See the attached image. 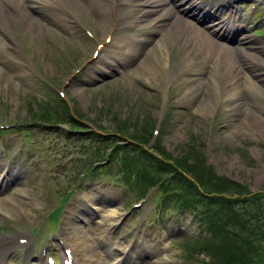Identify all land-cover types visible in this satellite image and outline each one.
Returning <instances> with one entry per match:
<instances>
[{
	"label": "rangeland",
	"instance_id": "obj_1",
	"mask_svg": "<svg viewBox=\"0 0 264 264\" xmlns=\"http://www.w3.org/2000/svg\"><path fill=\"white\" fill-rule=\"evenodd\" d=\"M68 8L74 10L72 2ZM247 10L249 9L247 8ZM75 15L78 18L77 23L71 18L68 20L69 23L67 25L58 23L50 25L48 23L45 26L48 28L47 31H42V27L40 30L31 28L30 25L25 26L21 30L16 28L12 30L14 34L13 42L19 44L18 50L21 47L23 50V52L18 51L17 54L26 57L43 75L44 79L53 81V84L57 86H62V90L66 93L65 100L69 104L68 114L70 113V116L73 115L77 120L79 119L78 121L82 124L74 123L67 116L61 114L62 120L68 122L66 119H69L73 123L68 122L62 125L44 122V125H39V122L34 121L36 118L34 111L37 110L36 114L38 115L39 110L42 108L41 102L43 99L49 103H56L57 95L55 92L57 90L50 88V85L42 82V79L32 72L26 73L24 71L12 74V71H10L7 79L8 83L0 82V111H3L0 113V120L18 123L19 129L24 130L29 135V139L34 141L35 145L28 146L23 143L25 152L20 156H15L12 142L2 138V142L7 145L8 149L0 154V160H4L5 156L12 162V165L20 164L23 168H27L29 174L26 172V175L28 174L26 179L32 181L29 183V187L32 188V184L36 186L32 193L42 202V195H48V191L56 199L57 194L52 189V186H61V189L63 187L67 189L71 182H74L72 179L80 175L82 171L72 166L70 160L75 163L78 162L79 165L88 160L90 154L87 152L89 150L87 146L93 143L100 145L98 141H94L96 139L94 133L98 135L104 134L109 138V140L104 139L107 141L105 150L99 149L101 153L105 154L107 153L106 151H111L112 146H116L112 142L115 137L111 134L117 128L125 130L126 135L129 132H143L145 135L143 138L148 140V142L135 139L134 141L138 144L127 141L124 144L127 146V156H131L137 164L141 165L138 170L146 179L145 182L162 184L163 189H165V182L169 179L177 178L173 180L172 184H180L185 178L186 184L194 183L187 174L183 172L174 174L171 173L173 169L171 171L170 168L165 169L163 167V161L161 160H166L169 155L163 156L154 150L155 146L161 145L168 152H172L173 154H169L173 157H178V154L179 156L182 154L188 160V154L191 152L188 162L197 169L204 166V159L207 160L210 163V167L202 168L203 173L201 172V175L207 184V189L219 194L204 193L196 197L197 200L206 198L203 202L209 210L207 221L213 218L212 228L214 232L219 231V234H215L210 239V242L215 247V252L210 254L207 249L206 252L198 249L197 252H194L195 255L192 258H187V254L182 253L180 247L184 245L182 242L196 235L194 234L197 231L195 228L196 221L193 220L194 229L190 228L187 230L189 234L177 232L171 235V243L176 249L169 253V260L161 259L167 261L166 264H194L197 260L199 264H212L213 260L217 264H236L235 261L239 260V258L234 259V257L238 254L237 252L240 248L244 246L251 252L250 255L254 261L256 260V263L260 261L258 259L259 255L264 257V199L260 197L264 195V130L254 129V125H257L256 123L259 121L255 118L257 111L252 110L254 117L241 115L245 120L248 119L251 126H247V130L236 133L235 139H228V141L225 138L227 133L224 136L222 134L223 121L220 122V120L223 112L216 104L212 105L204 115H193L196 111L185 103L193 100L195 93L192 94L186 91L188 87H193V84H189V80H196L198 76L194 73H183L181 69L182 62H186L190 58L191 63L196 62L203 69L206 68V72L209 71L210 68L208 66H211L213 62L208 65L202 63L206 57V50L202 49V51L200 47L196 48L195 53L183 56L178 55L177 50L173 51L168 66L169 71L166 73L162 69L160 73H157L151 79V82L143 77L136 79L137 76H134L132 72V64H128L130 66L128 70L131 72V75L128 71L126 72L128 77H118L119 73L116 74V72L99 74L98 70L106 66L105 58L107 56L110 58V49L103 54L101 53L102 56L97 61H88L79 73L72 76L77 66L79 67L87 59L91 58L97 42L105 41L109 33L128 34L118 31V29L127 25L119 18L120 15H118V21H116L114 15L102 18L95 4L90 1L87 5L82 4L81 10H75ZM18 17L21 19L20 16ZM150 23L146 26L148 27ZM243 23L245 24L246 21ZM193 29L195 28L193 27ZM86 30L92 31L94 37H90ZM255 30L256 28L252 29L251 32ZM263 30L264 28L261 29L262 32L257 39H252L255 45L261 47H264V42H262L264 37L261 36L264 34ZM216 50L217 48L208 52H216ZM228 51L230 53L229 56L233 59L251 61L248 59L249 54L247 51L235 52L229 49ZM8 53L13 57L17 55L13 49ZM262 55L264 57V52ZM249 64H252V62ZM228 66L229 63L223 60L218 68L225 70ZM255 68L258 67L255 66ZM16 76L19 77L18 83L13 81ZM167 77L171 81L167 80ZM5 87L10 91L4 90L3 88ZM57 93L59 94L58 91ZM3 95L6 96L2 97ZM49 98H53V100L49 101ZM46 106H48L49 111L51 104H46ZM163 107H166L164 111ZM5 110L7 111L6 113ZM216 113H219V115L214 121ZM261 113L263 114V112ZM6 114L7 117L5 118ZM164 114L167 117L165 122ZM154 120L161 125L159 134L154 136L153 141L157 139L156 143H152L153 141L149 140ZM119 122H121L120 126H118ZM45 127H50L52 132L45 134L32 132L33 128L43 129ZM63 128L71 131L76 128V131H82L81 133L83 134L78 132L69 133ZM102 128L111 134L103 133ZM118 137L120 136L118 135ZM124 137L126 136L122 135L120 138ZM198 144L205 145L206 154H204L202 148L198 150ZM233 155H235V159L230 160ZM233 160H235V167L237 168L233 166ZM46 164H52L54 167L52 180L47 178V173L45 172L47 183L43 181L40 174H37L45 170ZM230 164L235 168L234 170L231 169ZM240 164H244V167L240 168ZM116 170L117 168H114L113 165L111 168H99L98 172L95 173L96 179L89 178L88 182H91V185H87L88 182L80 184V192L88 191L92 185L99 186L98 181L110 178V175L116 174ZM72 175L74 176L71 179ZM37 185H40V188ZM4 194H9V192L1 191L0 197ZM9 195L14 199L13 194ZM61 199L59 198V200ZM14 200L17 203L18 201L22 203L19 206L14 203L17 213L13 211V215L18 216V219L26 216L30 217V212L37 210L38 206H32L27 201L18 200V198ZM75 200L78 201L77 199ZM166 201L170 204V207L177 204L169 196ZM53 202L52 198H48L47 210L42 212L41 217H45L46 212L53 207ZM3 203L6 204L5 202ZM57 205L58 202L56 201ZM78 208H81V206L78 205ZM178 208L177 204L173 211ZM192 214L195 215L196 212L193 210ZM192 214L187 217L194 218ZM135 215L136 213L130 219L128 217L127 220L121 222L113 235L118 239H128L129 247L131 243H136V248L130 249L134 259L139 255V251L146 247L148 242L158 241L164 229L165 231H176V229L182 227L178 223V217L170 215L168 218L166 216L163 218L162 230L156 224L146 228L144 225H139ZM14 220L4 216L0 219V229L1 227H6L8 230L11 229L10 223L11 221L14 222ZM78 221L79 218L75 217L71 220L70 225L72 232H74L73 235L71 230H68L71 237H75V233H79L81 230ZM60 224H58V228L61 231L60 234L64 236V231H62L64 229L60 227ZM48 229L47 224H45L42 231ZM202 231H206L205 228ZM98 233L102 232L94 230L95 237H90L88 244L92 251L98 250L99 256L106 261L107 255L110 254L96 237ZM0 234H2L1 231ZM55 238L57 240V235L56 237L54 235V240ZM122 241L124 243V240H120V243ZM196 245L197 243L191 244L193 247ZM229 251L230 253H228ZM93 254L98 258L96 253ZM182 254L184 259H182ZM75 257L81 264V257L84 258V256L81 255L80 257L75 254ZM147 260L149 264V258ZM241 263L251 264L247 261L244 262V259L241 260Z\"/></svg>",
	"mask_w": 264,
	"mask_h": 264
},
{
	"label": "bare ground",
	"instance_id": "obj_2",
	"mask_svg": "<svg viewBox=\"0 0 264 264\" xmlns=\"http://www.w3.org/2000/svg\"><path fill=\"white\" fill-rule=\"evenodd\" d=\"M8 4H11L13 8H9L8 4L4 6L3 0H0V80L7 82V74L5 68H9L14 72H21L22 67L12 63L3 52H6L8 49H14L17 47V44L14 45L11 41V28L14 27V17L20 15L23 17V20H26L30 23L31 28L39 29L41 26L37 25L44 23V21L55 22V23H64L68 18H70L71 13L67 9L68 2L73 3V11L81 10L82 4L85 1L91 0H5ZM101 2L96 6V9L102 18L110 17L114 15L115 11H118V14L122 10L127 9L126 19H130L131 23L135 28H141L144 33L136 32L134 29L131 33L119 36L116 35L115 39L111 38L110 44L116 45V51L112 53L114 56H107L105 58V63L113 64V57H116L120 63L124 66L132 63L133 69L132 72L138 78H146L147 81L151 82L157 73L163 69L167 73L169 71V62L173 51L177 50V54L180 56L189 55L196 52V48L200 47L201 50H206V57L204 58L203 64H209L213 62L211 60L217 59V62H221L226 59V63H229V66L224 70L218 68L219 65H211L209 71L206 72V68L203 69L199 64L191 63V59L188 61L182 62L183 73L195 74L198 77L196 80H189V84H193L192 88L187 89L188 93H195L193 100H189L186 105H190L192 108L197 107L198 113L204 115V113L215 103H219V100L222 101V106L225 112L229 113L231 117H235V114L240 108L243 112L246 109H250V115L254 117L251 107L256 109L257 113L255 118L259 121L254 125V129L264 130V89L261 87L259 91L255 92L256 88L254 82L251 79H256V75L260 74V71L255 73L252 65L239 66L235 59L229 56V52L225 51L222 58H217L218 52L220 53V48L217 46L216 38L208 37L205 35V32L201 27H197L192 21L203 22L206 24L215 25L217 22L224 24L226 27L225 31L231 29L225 24V21H221V18L224 15L231 14L233 0H228L230 6L226 8L225 6H219L216 10L211 12L208 16L209 11L202 10V5L204 9H207L208 0H100ZM224 2L226 0H211V4L214 5L216 2ZM111 7V8H109ZM108 8V10H106ZM8 10V11H7ZM7 12V13H6ZM30 12H33L32 15ZM35 17V18H32ZM149 16L152 17V20L155 22L152 30L146 31L144 25L147 24V20L150 21ZM184 17L188 19L183 20ZM228 17L223 18V20ZM151 22V21H150ZM128 23V24H131ZM145 23V24H144ZM233 25V21H232ZM193 27L195 29H193ZM234 30L235 27H232ZM223 30V28H222ZM240 34H243L242 39H238L244 46L240 44L241 47L237 46V50H243L250 52L249 54H254V59L257 60L259 55L260 47L255 45L251 39L249 33L245 32L244 29L240 30ZM237 33V31H235ZM140 46V47H139ZM143 46L145 50H143ZM210 48V49H209ZM217 48L216 52L214 51ZM202 50V51H203ZM235 54V53H234ZM128 55V56H127ZM177 55V56H178ZM226 56V57H225ZM228 56V58H227ZM182 61V60H181ZM237 67L238 72L232 71L233 68ZM210 66H208L209 68ZM232 69V70H231ZM214 71V72H213ZM249 71V74H248ZM100 73L105 74L106 70L99 71ZM166 78V75L164 74ZM173 77V76H172ZM167 80L171 81L167 77ZM254 83V84H253ZM206 90V92H204ZM263 112V114L261 113ZM232 128H227L226 140L235 139L236 133L247 130V126H251L248 119H243L237 125L232 123ZM260 128V129H259ZM232 133V134H231ZM240 159L239 156H237ZM235 159V155L231 157L230 160ZM233 166L235 167V160L232 161ZM15 167V168H14ZM14 167L11 164H8L7 161L0 163V192L6 190L12 192L14 197L22 198L23 200L30 203L32 206H41L42 202L32 193L33 188L36 186L32 184V188L29 187V184L26 180L29 171L27 168H21L18 165ZM231 169H235L231 166ZM244 164H240V168H243ZM12 170V173L9 171ZM19 171L20 174H15L16 171ZM24 170V175L22 177ZM26 172L28 174L26 175ZM22 177V178H21ZM12 178V179H11ZM21 179V180H15ZM10 180V181H9ZM40 188V185H37ZM30 189V190H29ZM84 198L87 201L86 209H82V212L79 209H75L76 206L70 205L68 207L70 215H75L77 218H81L82 222H79L80 232L75 233V238L72 243L74 248L76 247L77 253L83 255L82 264H125L126 258L121 257L122 254L127 252V246L123 245V249L119 247L122 244L118 240H111L112 231L111 229L116 227L119 221V212L121 210V193L118 189L113 187L108 188H98V191H93L90 194L84 195ZM13 207H9L8 205ZM16 200L11 198L9 194H4L0 198V219L4 216L9 217L10 219H15L17 216L13 215L15 210ZM91 210V211H90ZM89 211V215L84 213ZM33 213V210L30 212ZM106 222H108V227L102 231L105 233H98L97 238L105 236L101 243H103L107 251L109 252V260L105 261L102 257L99 256V252L92 251L88 244V237H84V233L88 236L95 237L94 230H101ZM71 224V221L64 220L63 226H68ZM44 225V221H39V226ZM74 235V232H73ZM0 264H10L8 262L9 256L5 255L9 249V243H0ZM147 247L143 249V254L141 256L145 257L148 255V258L153 257V260L156 263H161L159 259V252L152 251ZM90 249V251H89ZM168 249H165L164 255ZM92 253V254H91ZM96 253L98 258L93 254ZM30 258V257H29ZM101 260H100V259ZM126 264L127 261H126ZM141 264H148L145 261H142Z\"/></svg>",
	"mask_w": 264,
	"mask_h": 264
},
{
	"label": "trees",
	"instance_id": "obj_3",
	"mask_svg": "<svg viewBox=\"0 0 264 264\" xmlns=\"http://www.w3.org/2000/svg\"><path fill=\"white\" fill-rule=\"evenodd\" d=\"M119 131L120 132H123L121 129ZM137 137H140V136H137ZM138 140L146 141V140H143V139H138ZM178 161H179V164L181 166H183L186 169L192 171L195 174V176H196L197 179L199 178L200 180H203V176L201 175L202 174L201 172L203 171L202 167H199L198 169L194 165H192V167H191V164H190V162L187 161V158L186 159H179ZM263 238H264V235H263ZM247 249L248 248H246V247L243 246L237 252L238 254L235 255L234 259L235 258H239V260L235 261L236 264H246V263H241V260H243V259H244V262L247 261V262H249L251 264H255L256 263L255 262L256 260L254 261L252 259L251 255H250L251 252H249ZM228 253H230V251Z\"/></svg>",
	"mask_w": 264,
	"mask_h": 264
}]
</instances>
